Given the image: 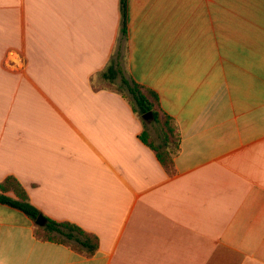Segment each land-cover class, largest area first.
I'll use <instances>...</instances> for the list:
<instances>
[{"label": "crops", "instance_id": "crops-1", "mask_svg": "<svg viewBox=\"0 0 264 264\" xmlns=\"http://www.w3.org/2000/svg\"><path fill=\"white\" fill-rule=\"evenodd\" d=\"M121 42L176 128L170 169L95 86ZM7 177L89 241L0 202V264H264V0H0Z\"/></svg>", "mask_w": 264, "mask_h": 264}, {"label": "trees", "instance_id": "trees-1", "mask_svg": "<svg viewBox=\"0 0 264 264\" xmlns=\"http://www.w3.org/2000/svg\"><path fill=\"white\" fill-rule=\"evenodd\" d=\"M121 54L119 50L116 53V56H113V58L109 61V65L105 69L104 72L101 73V77L107 79L108 81L112 82L115 77L120 73L119 72V64L118 60L120 58ZM122 84L127 89L128 93L132 97V107L133 112H135L138 116H141L142 114H145L146 112H151L153 116V120L155 122H160L162 118L165 119V124L168 126V124L171 123L172 126L168 127V133L164 135L163 137V143L168 144L170 142V137H175V146L174 149H168L167 145L164 146V148L161 150V147L155 146V144L150 140L149 134L147 131H143L139 135V139L147 145L151 150H153L156 154V157L158 161L161 163L163 167L166 169H170V166L172 165V159L173 156L176 154L178 150V138H177V132L176 128L171 122V120L168 117H161L159 112L155 108V103L157 101V98L153 92L150 90H147L132 80L127 81L124 78H121ZM117 92H119L117 90ZM120 93V92H119ZM123 97H125L122 93H120ZM126 98V97H125ZM149 98L151 100H149ZM144 124V123H143ZM145 125V124H144ZM11 189L16 199H10L5 196L0 195V202L10 205L12 207H15L19 210H21L23 213H25L28 217H30L33 221L36 220V218L41 215V213L36 210L33 206H31L28 202V197L26 195V192L24 189L19 185V183L13 178V177H7L3 183L0 184V190H6ZM46 224L45 228L49 232H56L63 237L70 239H76V235L84 238L85 241H76L80 243L81 245L86 247V243L89 241L87 239V235L78 227L68 224V223H57L50 219L45 218ZM97 246V242L95 240L94 244L89 246V250H94Z\"/></svg>", "mask_w": 264, "mask_h": 264}, {"label": "rangeland", "instance_id": "rangeland-1", "mask_svg": "<svg viewBox=\"0 0 264 264\" xmlns=\"http://www.w3.org/2000/svg\"><path fill=\"white\" fill-rule=\"evenodd\" d=\"M118 50L121 54V56L118 60L120 73L115 77V79L112 82L101 77L100 75L97 76L95 79V82H96L95 86L96 87H109L114 92H117V90H118L120 93H122L131 102V105H132V97L130 96L127 89L125 88V86L121 82V78H124L127 81L131 80L129 78L127 72H126V55H125V48H124L123 42L119 43L114 56H116V53ZM119 92H117V93L120 94ZM139 117L141 118V116H139ZM141 122H142L143 130L148 132L151 141L155 145H158V147H161V150L164 148L165 145H167L169 150L174 149L175 137H173V136L170 137V142H168V144L163 143L164 142L163 137H164V135H166L168 133V127L172 126L171 123L168 124V126H166L164 118H162L160 122H155L153 119H151L148 122H144L141 119Z\"/></svg>", "mask_w": 264, "mask_h": 264}, {"label": "water", "instance_id": "water-1", "mask_svg": "<svg viewBox=\"0 0 264 264\" xmlns=\"http://www.w3.org/2000/svg\"><path fill=\"white\" fill-rule=\"evenodd\" d=\"M141 119L144 121V122H148L150 121L151 119H153V116H152V113L151 112H146L145 114H142L141 115ZM35 224L37 226H45L46 224V221H45V218L42 216V215H39L36 220H35Z\"/></svg>", "mask_w": 264, "mask_h": 264}]
</instances>
